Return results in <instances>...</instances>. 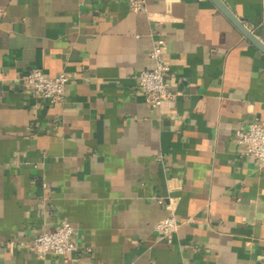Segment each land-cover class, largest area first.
I'll return each instance as SVG.
<instances>
[{"label":"crops","instance_id":"crops-1","mask_svg":"<svg viewBox=\"0 0 264 264\" xmlns=\"http://www.w3.org/2000/svg\"><path fill=\"white\" fill-rule=\"evenodd\" d=\"M222 1L264 42V0ZM160 38L174 97L152 109L136 76ZM31 69L68 74L62 105ZM254 119L264 54L211 0H0V264H264V170L234 140ZM63 220L78 249L37 256Z\"/></svg>","mask_w":264,"mask_h":264},{"label":"built area","instance_id":"built-area-1","mask_svg":"<svg viewBox=\"0 0 264 264\" xmlns=\"http://www.w3.org/2000/svg\"><path fill=\"white\" fill-rule=\"evenodd\" d=\"M129 4L133 12L147 11V0H129ZM166 48L165 39L156 40L150 52V56L155 61L154 68L142 70L136 76L137 86L152 109H160L165 101L172 100L174 97L168 81L170 66L165 59ZM69 79L66 73L48 76L40 69H31L23 73L19 80L23 88L33 96L45 99L51 104L62 105L65 102ZM234 140L242 148L244 155L255 159L259 168L264 170V120L254 119L242 124L235 130ZM165 200L164 197L157 198L159 204H164ZM167 206L170 214L157 222L155 230L161 240L171 244L180 224L170 204ZM75 233L72 224L63 220L56 227L45 226L31 240L29 248L37 256L51 253L67 258L70 253L78 249L74 240Z\"/></svg>","mask_w":264,"mask_h":264},{"label":"water","instance_id":"water-1","mask_svg":"<svg viewBox=\"0 0 264 264\" xmlns=\"http://www.w3.org/2000/svg\"><path fill=\"white\" fill-rule=\"evenodd\" d=\"M211 1L218 8V10H220L236 26V28H238L243 36L264 54V42L262 41V39L259 38L249 28H247L222 0Z\"/></svg>","mask_w":264,"mask_h":264}]
</instances>
